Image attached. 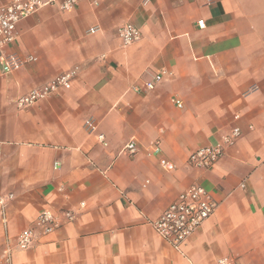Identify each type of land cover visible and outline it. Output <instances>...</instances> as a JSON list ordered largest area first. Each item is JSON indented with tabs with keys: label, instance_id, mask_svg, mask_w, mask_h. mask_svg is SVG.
<instances>
[{
	"label": "crops",
	"instance_id": "0c3cea01",
	"mask_svg": "<svg viewBox=\"0 0 264 264\" xmlns=\"http://www.w3.org/2000/svg\"><path fill=\"white\" fill-rule=\"evenodd\" d=\"M125 23L141 33L129 45L116 31ZM16 30L7 52L24 62L0 67V194L13 195L0 254L42 209L59 224L10 264H264V0H78L41 7ZM74 68L69 88L17 107ZM233 127L240 135L212 167L187 162ZM132 139L135 154L124 149ZM194 183L217 206L179 253L151 222Z\"/></svg>",
	"mask_w": 264,
	"mask_h": 264
},
{
	"label": "built area",
	"instance_id": "2783aa9c",
	"mask_svg": "<svg viewBox=\"0 0 264 264\" xmlns=\"http://www.w3.org/2000/svg\"><path fill=\"white\" fill-rule=\"evenodd\" d=\"M100 0H90L92 5H97ZM78 0H9L0 5V67L3 73H8L18 69L24 62L16 53L7 52L9 46L16 39L17 25L20 21L28 18L39 8L58 5L60 9L72 8ZM199 27H203V20H198ZM94 29H91L93 31ZM117 35L123 45H129L140 38V30L132 23H125L117 27ZM28 60H33L29 56ZM77 73V68L70 69L56 75L47 83L30 89L27 93L20 95L16 99L18 108H26L41 101L61 89H67ZM170 73L162 70L154 75L150 81H144L141 87L151 90L161 82L165 75ZM172 103L181 107L182 102L176 98H171ZM87 124L93 129L91 122ZM240 135V129L233 127L228 134L211 145L198 147L189 153L187 162L196 168L209 169L224 154V149L233 144ZM104 142V136L98 135ZM124 149L130 154L138 151L136 142L132 139L127 142ZM1 152V147H0ZM160 153L159 141H155L147 155H157ZM1 163V161H0ZM167 169L172 167L170 162H165ZM13 198L12 194H0V213L5 221V209L7 202ZM216 201L212 199L204 186L194 183L181 191L176 199L171 202L151 224L155 232L162 237L175 251L183 253L182 246L185 241L200 228L202 223L209 218L216 209ZM67 220L73 219V214L69 210L62 213ZM58 215L51 209H42L29 227L22 229L16 236L12 245L6 244L0 254V264H10L13 251L23 250L32 247L39 241L40 237L49 235L58 227ZM216 264H235L234 259L222 257L217 259Z\"/></svg>",
	"mask_w": 264,
	"mask_h": 264
}]
</instances>
